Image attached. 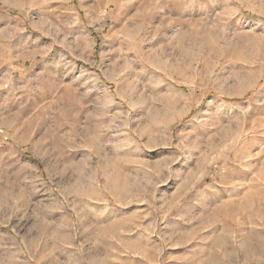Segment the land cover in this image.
I'll use <instances>...</instances> for the list:
<instances>
[{
	"label": "rangeland",
	"instance_id": "374dc122",
	"mask_svg": "<svg viewBox=\"0 0 264 264\" xmlns=\"http://www.w3.org/2000/svg\"><path fill=\"white\" fill-rule=\"evenodd\" d=\"M0 264H264V0H0Z\"/></svg>",
	"mask_w": 264,
	"mask_h": 264
}]
</instances>
